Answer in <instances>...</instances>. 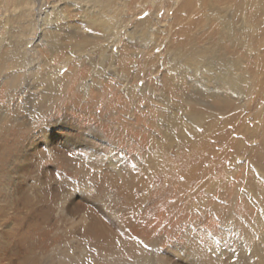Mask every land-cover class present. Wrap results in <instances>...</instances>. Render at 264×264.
<instances>
[{"label":"rangeland","instance_id":"374dc122","mask_svg":"<svg viewBox=\"0 0 264 264\" xmlns=\"http://www.w3.org/2000/svg\"><path fill=\"white\" fill-rule=\"evenodd\" d=\"M147 1L134 0L131 3L132 6L126 9L130 29L135 27L136 21L143 20L151 11L150 7H147L142 12ZM168 1L163 0L161 8L157 12L159 24L163 26L170 25L169 18L172 17L176 5H180L182 0H170V5H168ZM51 2L56 11L59 10L61 15L69 17L67 21L70 26L77 27L82 33H88L87 27L80 18L81 7L105 4L107 0H52ZM24 6L20 0H0V74H4L0 79V87L5 85L4 82L7 80L5 75L8 73L9 76L14 73L19 77L22 76L23 68L20 69L15 65L13 67L17 70L14 69L11 74L10 69L8 67L5 69V66L8 65L12 57L11 52L15 49L18 50L20 56L24 55L27 42H29L26 46L28 51L41 42L38 50L42 53L43 60L54 65L55 68L62 66L63 56H71L70 51L77 53L78 50L76 45H72L74 44L73 39L68 38L67 32L61 28H58L59 32L56 37L59 47L55 46L54 48L47 45L51 39L49 28H47L49 31H46L45 35L43 34V38L37 39V34L34 37V29H30L31 24L29 17H26L27 13H23L24 17L20 16L21 8L22 10L26 9ZM34 15L36 16V11H34ZM60 30H62L61 33ZM77 40L79 39L77 38ZM124 41L127 42L126 39H123L119 45H122ZM92 42L95 43V40ZM157 45L160 47L152 52L154 55L163 49V44ZM49 47H52L56 51L55 53H59L55 61H52L53 59L48 55ZM52 48L50 50H53ZM150 50L148 49L146 54H149ZM84 52L89 53V46ZM116 52L117 47L115 46L112 48V53ZM79 56L80 59H78ZM86 56L87 54H79L72 64L61 68L59 72L61 87L51 94V101L41 109V115L36 117L35 121H33L32 114L27 117L28 112L20 108L23 104L20 92L16 88L12 90L15 95L11 106L18 115L17 122L26 121L25 126L28 127V122L33 121L31 131L21 150L26 147V144L32 145V147L28 150V154H31L30 161L25 160V163H22V157H18L15 170L8 173V181L21 183L22 180L19 177L15 179L19 172L18 174L27 176L23 181L24 189L31 187L34 191L44 182L47 187L48 205L52 208L47 224L48 232L29 238L10 239L1 235L2 232L8 231L12 224L3 222V219L0 220V264H15L17 261L16 252H33L38 256L39 261L32 264H51L50 260H54L57 255L65 257L64 264H71L69 260L72 256H79L85 252L88 259L90 258V264L92 262L108 264L109 257L107 255L105 257L104 255H89V252H103L92 247L91 234L81 230L80 227L72 228L74 223L72 224L70 220L77 222L83 216L84 219L90 218L92 216H89L90 212H93L94 216L101 220L106 232L109 231V236L114 235L112 242L114 246L120 248L122 262L135 261L142 252H149L152 253V257L161 258L164 261L163 264H188L182 252L202 251L207 252V257L211 263L214 262L213 264H229L243 256V252L259 250L264 252V240L261 241V237L264 235V170L260 167V169L255 168L257 171L259 170V176L247 173L249 153H240L235 159L233 158L234 162L231 159H226L223 163L221 159L217 160L215 165L219 167L221 164L223 170L220 167L216 171H211L212 167L210 169L208 167V172L205 174L197 171V175L193 174L190 179L188 187H181L177 182H174L173 178L176 175L172 174H176V171L167 175L168 168L162 169L163 167H161L162 172L158 170L152 174H145L142 172V167L146 163V157H152V154L154 157L157 154L159 163H163L170 159L176 160L178 153L188 150L186 144H175L174 142L169 144L170 140L163 134L164 130L162 127L159 129L158 112H164L162 110L163 103L153 100L154 103L151 102V98H148L149 95L145 92L137 96H135L137 93H133L132 97L134 98L125 97L123 99V91L126 86L130 90L137 91L145 84V80H149L155 84L156 91L153 95L155 99L159 97L162 100V97H165V100H170L172 95L167 92L168 96H166L163 85L158 81L162 78L164 66L160 65L156 73H151L148 70L149 66H145L146 68L141 66L144 65L145 58H139V56L129 66V79L127 78L126 82L117 76L119 73L117 67L114 68L115 72L114 70L108 72L106 66L101 75L104 86L97 84L84 95L79 90V85L84 81L90 83L92 78V66L89 60L87 62ZM73 68L83 72L80 73L83 81H76V78L81 75L74 77L73 71L75 70ZM38 73L42 74L37 71L36 75L38 76L40 75ZM65 75L66 77H63ZM78 82L80 83L78 84ZM209 88H213L212 83ZM103 89L104 93L100 94ZM41 92L33 91V105L38 103L40 96L44 97V93ZM58 93L60 95H57ZM263 95L264 93L258 89L253 93L248 92L242 95L244 97L242 99L234 100L228 95L217 93L206 96L205 99L208 100L206 104L199 103L196 98L192 103L193 107H198L201 109L200 111H204L205 114L212 117V106L218 105L221 103V99L226 97L227 102L236 105L238 111L242 113L245 118L243 124L246 126L249 124L251 128L258 124L261 118L260 112L264 108ZM261 97H263L262 100ZM181 98L178 97L170 101L177 103ZM111 99H116L119 102L114 100L109 103ZM127 99L135 100V105L129 104ZM249 101L251 102L248 104ZM179 103L182 104V102ZM219 113L222 115V112ZM115 115L120 117L119 120L116 119L118 122L110 120ZM254 116L257 118L253 120ZM98 117L100 121H98ZM210 117L207 122H211ZM219 120H222V116ZM111 126L116 128L112 129ZM94 131H96L95 135ZM88 134H91V139L88 138ZM190 137L192 140V136ZM232 137L240 139V136L237 135H232ZM152 140L157 141L158 145L153 144L152 147ZM258 141V137L253 139V143L250 142V147H255ZM211 144L213 145V142ZM218 150L217 147L214 151L218 152ZM28 163L31 166L29 165L27 168ZM170 166H174V163ZM203 167H206V164ZM14 172H17L16 175L13 174ZM126 177H130L131 181L123 183L122 181L127 179ZM13 187L12 184L6 185L4 188L0 187L1 195L9 194ZM2 204L3 201L0 202V205ZM19 224L22 230L26 229L27 225L24 221L18 222ZM119 240H122V243L118 244ZM141 257L142 255L140 259ZM110 260L113 261V259Z\"/></svg>","mask_w":264,"mask_h":264},{"label":"bare ground","instance_id":"6f19581e","mask_svg":"<svg viewBox=\"0 0 264 264\" xmlns=\"http://www.w3.org/2000/svg\"><path fill=\"white\" fill-rule=\"evenodd\" d=\"M20 1H22V6L25 5L24 8H26L23 10L21 8L20 16L24 17L25 14L23 13H27L26 17H29L28 19L31 24L30 29H34V37L37 34V39L40 37L43 38V34L45 35L46 31L48 32L51 30V34L49 33L51 39L50 42H47V45H51L54 48L55 46L59 47L60 45L56 37L59 32L58 28H61L67 32L68 38L73 39L74 44L72 45H76L78 50L77 53L70 51L71 56H63L62 66L55 68L54 65L43 60L42 53L38 50L41 42L33 46L30 51L26 48L29 43L27 42L25 44L24 55L20 56L18 50L15 49L11 52L12 57L8 65L5 66V69L8 67L10 70L7 69L11 71L10 73L12 74L14 69H16L13 66L17 65L18 68H23V74L19 77L18 75H14L16 73L12 74V76H9L8 73L5 75L7 79L6 82H4L5 85L0 87V187L4 188L9 184L14 186L13 189L10 188L9 194L2 196V192L0 191V199H2L0 202L3 201V204L0 205V220L3 219V222L6 221L12 224V227L6 232H2L1 235H5L10 239H19L22 237L29 238L30 236L48 232L47 224L49 223L52 207L48 205L46 194L47 187L44 182L34 191L31 187L24 189V187H22L23 181L27 176L20 175L18 174L19 172H16V175L14 172L13 174L16 175L15 179L19 177L22 181L21 183L11 180V182H9L8 173L15 170L18 157H22V163H25V160L28 162L30 161L31 154H28V150L32 145L28 146L26 144L28 148L24 147L25 149L23 148L22 150L21 147L24 146V142L28 137L27 135L31 131V123L37 119L36 117L41 115V109L51 101V94L60 89L61 78L59 72L61 68H66L72 64L75 57L79 54H87V62L89 60L92 66V78L90 83L84 81L79 85V90H81L84 95L90 92L91 88L97 84L103 85L101 75L104 73V68L106 66L108 72H112L114 68L117 67L119 70L117 76L120 77L123 82H126L130 69L129 66L135 62L133 60L140 56L139 58H145L144 65L141 66H149L148 70H150L151 73H156L160 65L164 66V72L161 75L162 78L158 81L163 85L162 87L166 96H168L167 92L172 95H170V100L182 97L177 103H172L168 99L169 97H166L168 101L165 100V97H162V100L159 99V97L155 99V96H153L156 91L155 84L149 82V80H145V84L137 91L135 89L130 90L127 86L125 91H123V99L125 97L131 98L133 93H137L135 95L137 96L145 92L149 95L148 98H151V102L163 103L164 106L162 110L164 112H161L162 114L158 112L159 119L157 118L159 129L162 127L164 130L163 134L170 140L169 144L174 142L175 144L180 143L186 144V146L188 145V150L178 153V155H176V160L170 159V161L159 163V159L156 157L158 156L157 154H155V158L153 154L152 157H146V163L142 167V172L145 174H152L158 170L161 171V167H163L162 169L168 168L169 172L167 175L172 174V171H176V174H172L176 175L175 178H173L174 182H177L181 187H188L190 186V179L193 174L197 175V171H199V173L201 172V174H205L208 172V167L209 169L212 167L211 171H216L221 167V164H219V167L215 165L217 160L221 159L223 163L224 160L231 159V161L234 162L233 160L240 155V153H249L250 155V160L247 161V173L259 176V170L257 171L255 168L260 167L264 170V108L260 112L261 118L258 124L250 128L249 124L247 126L243 124V119L245 118L242 113L238 111L237 106L228 103L226 97L222 98L221 103L218 105L212 106V117L205 114L204 111H200L201 109L198 107H193L194 105L192 103L194 98H196L199 103L206 104L208 100L205 99V97L217 93L228 95L234 100L238 98L242 99L244 98L242 95L248 92L253 93L258 89L264 93V0H182L180 5H176L172 17L169 18L171 22L170 25L166 26L159 24L157 17V12L161 8L163 0H148L142 12L146 10L147 7H150L151 11L143 20L136 21L135 27L131 29L129 28L126 9L132 6L131 3H133L134 0H107L105 4H89L90 6L85 5L81 7L82 13L80 18L87 27L86 30L88 33H82L77 27L70 26L67 21L69 17L61 15L59 10V12L56 11L54 4L51 2L52 0ZM169 1L168 5H170ZM73 5L75 6V4ZM34 11H36V16L34 15ZM174 27L176 28L172 31ZM47 28H49V30H47ZM61 32L62 30H60V33ZM77 38L79 40H77ZM123 39H126L127 42L124 41L122 45H119ZM93 40H95V43L92 42ZM160 40V43L163 44V49L159 51L158 54L154 55L152 52L160 47L157 45L160 44ZM88 46L89 53H85L84 50ZM115 46L117 47V52L114 54L112 53V48ZM50 48L52 47H49L50 53L47 54L53 59L52 61H55L59 53H55L56 51L53 48V50H50ZM148 49H151L149 51L150 53L146 54ZM78 59H80V56ZM75 68H73L75 70L73 71L74 77L83 73L80 69ZM37 71L42 74L38 73L40 75H36ZM2 75L4 74H0V79ZM63 77H66V75ZM81 78H83L82 75L76 78V81L81 82ZM80 82H78V84ZM210 83H212L213 88H209ZM106 87L108 88V86ZM15 88L20 92L22 97L21 101H23V104L20 108L28 112L27 117L32 114L34 118H32L33 121L31 120V123L27 120L29 121L28 127L25 126L27 123L26 121L17 122L18 115L11 106L12 102H14L13 99L15 95V93H12V90ZM36 90L42 91L41 93H44V97L40 96L38 103L33 105V91ZM102 93H104V89L100 94ZM57 95L60 94L58 93ZM200 97L203 99H199ZM263 97H261V100ZM114 100L111 99L109 103H112ZM127 100L129 104L135 105V100ZM119 101H121L120 98ZM179 102H182V104L184 103V105ZM250 102L251 101H249L248 104ZM252 104L254 105L253 101ZM152 111L150 112L151 114ZM219 112H222V115ZM221 116L222 120L220 121L219 118ZM209 117L211 118V122H207ZM119 118L115 115L113 119L110 120L118 122L116 119L119 120ZM256 118L257 117L254 116L253 120ZM98 119V121H100L99 117ZM111 128L115 129L116 127L111 126ZM129 128L131 127L129 126ZM95 132L96 131L93 132L94 135L96 134ZM122 133L123 132H121V134ZM232 135L240 136V139H235ZM190 136H192V140ZM256 137L259 138V141L255 144V147H250V142L253 143V139ZM88 138L91 139V134ZM212 142L213 145L211 144ZM20 143L21 145L19 146ZM157 143V141L152 140V147L153 144ZM217 147L219 148L218 152L214 151ZM230 150L233 151L230 152ZM21 152L22 155L20 156ZM220 156L223 157L221 158ZM173 163L174 166H170ZM204 164H206V167H203ZM29 165L30 163L27 164V168ZM26 172L29 173L28 170H26ZM126 178L127 179L124 178L125 180L123 179V183L131 181L130 177ZM141 188L143 189V187ZM90 215H92L90 218L86 217L87 219H84L83 216L77 222L70 220L72 224L74 223L72 228L80 227L81 230L91 234L90 243L93 248L103 251L89 252V255H104V257L107 255L109 257L108 264L164 263L161 258L152 257V253L149 252H142L141 259L144 258L143 261H140V255L138 256L139 258L135 260L136 262L131 260L129 262L123 261V263L121 259L122 252L119 251L120 248L114 246L112 242L114 239L112 237L114 235L109 236V231L106 232V228L101 220L94 216L93 212H90L89 216ZM23 221L27 225L24 230L20 228V224L18 225V222ZM261 238V241H263L264 235ZM120 243H122V240H119L118 244ZM182 253L188 264L214 263H211L209 257H207V252ZM15 254L17 256L15 264H32L39 261L38 256L34 255L33 252H16ZM81 254L82 255L79 254V256H72L69 260L70 263L90 264V258L88 259L86 252ZM243 254L244 255L239 257L236 261L232 262L230 260L231 263L229 262V264H264V252L260 250L243 252ZM110 259H113V261ZM64 260L65 257L57 255L54 260L51 259L50 262L51 264H64ZM91 264L95 263L92 262Z\"/></svg>","mask_w":264,"mask_h":264}]
</instances>
